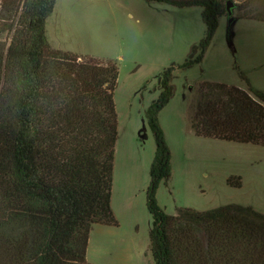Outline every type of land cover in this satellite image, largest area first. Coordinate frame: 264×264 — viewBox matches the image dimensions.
Returning <instances> with one entry per match:
<instances>
[{"label":"trees","instance_id":"obj_1","mask_svg":"<svg viewBox=\"0 0 264 264\" xmlns=\"http://www.w3.org/2000/svg\"><path fill=\"white\" fill-rule=\"evenodd\" d=\"M200 8L204 35L180 64L159 76L145 111L155 152L146 209L154 264H264V215L229 204L167 215L156 194L171 176L159 113L174 96L175 70L200 65L219 20L264 22V0H143ZM57 0H0V264H88L93 226L118 227L111 209L117 140L118 66L51 47L46 20ZM200 84L191 116L197 138L264 148V92ZM231 188L241 187L230 177Z\"/></svg>","mask_w":264,"mask_h":264},{"label":"rangeland","instance_id":"obj_2","mask_svg":"<svg viewBox=\"0 0 264 264\" xmlns=\"http://www.w3.org/2000/svg\"><path fill=\"white\" fill-rule=\"evenodd\" d=\"M204 30L200 8L179 9L143 0H57L46 20L52 48L118 66L111 192L118 227L93 226L89 252L97 250L101 258L97 263L154 264L148 248L151 218L146 190L155 142L144 114L160 94L158 76L171 63H182ZM5 40L9 38L1 34L0 41ZM237 71L252 88L264 92V22L237 20L230 25L228 18H221L202 63L174 72V96L158 116L171 153V176L156 194L167 215H176L179 208L206 211L229 204L264 215V148L197 138L191 129L200 84L245 90ZM230 177H240L241 187L231 188ZM111 238L121 242L118 249L112 248ZM130 238L142 254L134 248L122 251ZM90 256L88 264L95 261Z\"/></svg>","mask_w":264,"mask_h":264},{"label":"crops","instance_id":"obj_3","mask_svg":"<svg viewBox=\"0 0 264 264\" xmlns=\"http://www.w3.org/2000/svg\"><path fill=\"white\" fill-rule=\"evenodd\" d=\"M154 152H155V151H154ZM111 205H112V203H111ZM112 209H113V208H112ZM136 229H137V228H136ZM93 232H94V230L92 229L91 233L89 234L88 246H87V250H86V259H87V258L89 259V253H91L90 261H92V258H94V260H95V261H93L91 264H107V263H97L98 260H101V258L97 255L98 253H96L97 250H91V251L89 252L90 241H91V235H92ZM100 233H104V231L101 230ZM105 233H108V234L111 235V234H112V231L107 230V231H105ZM110 240H111V244H113V247H112V248H113L114 250L118 249V247L121 245V242H119L117 239L111 238ZM133 241H134V240L130 238V239L128 240V242L126 243V246H127L128 248H125V247H124V249H123L122 251H123V252H128L129 249L134 248V250L137 251V254L140 253V252H141V254H142V249H136V245L133 243ZM124 243H125V241H124ZM143 250H144V249H143ZM97 259H98V260H97ZM117 263H121V262H117ZM117 263H115V264H117Z\"/></svg>","mask_w":264,"mask_h":264},{"label":"water","instance_id":"obj_4","mask_svg":"<svg viewBox=\"0 0 264 264\" xmlns=\"http://www.w3.org/2000/svg\"><path fill=\"white\" fill-rule=\"evenodd\" d=\"M232 7V2L230 1V0H228L227 2H226V8H227V11H228V14H229V9ZM231 20H229V22H230Z\"/></svg>","mask_w":264,"mask_h":264}]
</instances>
